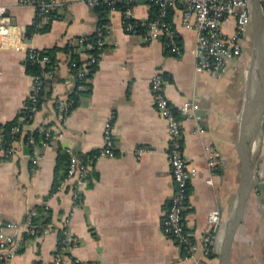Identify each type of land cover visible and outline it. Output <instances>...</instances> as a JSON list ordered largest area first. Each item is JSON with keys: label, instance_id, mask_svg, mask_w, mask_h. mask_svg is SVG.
<instances>
[{"label": "crops", "instance_id": "1", "mask_svg": "<svg viewBox=\"0 0 264 264\" xmlns=\"http://www.w3.org/2000/svg\"><path fill=\"white\" fill-rule=\"evenodd\" d=\"M61 1L48 29L27 35V28L36 22L34 7L26 0H0L11 23L12 40L0 47V122L17 118L27 100L32 82L25 70L28 51L56 47L44 101L22 137L42 128L60 133L48 143L29 145L31 150L21 137L14 157H0V225L20 224L29 210L44 204L50 209L45 227L51 228L35 237L23 233L18 253L0 264H50L65 216L70 217L69 230L78 240L69 251L73 260L68 264H189L161 226L174 186L166 153L167 124L155 109L149 89L156 70L164 75L165 93L175 108L186 100L200 105L199 118L181 120L183 152L197 170L189 183L184 221L200 244L209 211L219 210L216 242L205 260V264H219L217 252L241 170L238 142L247 85L243 67L248 70L250 65V38L245 34L242 39L243 66L211 77L196 69V33L181 25V3L170 8L181 50L177 54L165 47L163 36L144 40L146 27L143 32L125 31L121 9L109 10L106 24L100 26L105 34L104 54L91 78L85 79L90 93L80 94L77 105L62 119L55 102L68 99L78 84L76 72L68 65L66 46L92 36L100 18L83 0ZM131 12L133 18L149 21L150 1L137 0ZM232 27L233 19L223 23L225 32ZM76 56L87 60L85 55ZM84 63L81 69L86 68ZM108 120L113 128V156L97 154ZM257 139L255 180L231 244L230 264H264V105ZM59 146L70 147L79 158L90 161L89 180L76 204L70 186L52 191ZM208 148L217 154L212 170ZM35 154L40 156L37 165L31 161Z\"/></svg>", "mask_w": 264, "mask_h": 264}, {"label": "built area", "instance_id": "2", "mask_svg": "<svg viewBox=\"0 0 264 264\" xmlns=\"http://www.w3.org/2000/svg\"><path fill=\"white\" fill-rule=\"evenodd\" d=\"M35 10L36 22L35 29L42 27L55 18V10L62 5L61 0H26ZM87 5L94 7L105 4L110 11H116L117 4H122V24L127 32H136L137 26H145L146 31L143 35L144 40L156 39L163 36L165 47L171 53H180V44L177 40V33L172 22L167 19L168 10L176 3L183 5L181 14V25L195 31L196 44L194 54L196 57V69L205 71L211 77H220L227 71H237L243 66V44L242 39L248 28L251 26L250 1L249 0H149L157 7V12L152 20H137L132 17V5L137 0H83ZM264 14V0H260ZM228 19H233V27L230 33L223 30V23ZM97 52L89 54L83 49L93 47L91 43L83 45V39L72 45V49L67 53L69 67L76 65L72 59V54L85 55L87 64L97 63L104 54L105 34L102 27L96 29ZM11 35V23L6 16V7L0 5V47L8 46ZM78 44L80 46H78ZM26 60L38 62L42 67L48 61V57L41 55L40 50L30 49L27 53ZM247 72V68L243 67ZM86 68L79 69L75 74L78 79L76 86L77 91L84 89ZM52 71L42 70L37 75H32L30 91L25 101L22 111L27 112L20 114L19 123H16L11 129L12 135L18 137L5 138L2 124L0 122V157L5 159L12 158L17 152V144L21 140L25 127L33 119L35 112L38 110L37 103L39 96L44 88V79L51 76ZM166 79L161 71L156 70L149 80V89L152 96V102L157 112L165 119L168 132L167 159L171 171L172 182L174 186L171 195L169 208L161 221L163 232L171 237L178 246L183 250V259L188 260L189 264H205V260L212 252L216 242L217 229L220 224V212L213 209L208 213V223L202 237L201 243H197L193 238L192 232L184 221V211L187 206V188L191 178L197 174V170L191 167L185 158L183 145L181 142V120L184 118H199L197 114L200 108L199 103L194 100L184 101L178 108L171 103L165 93ZM56 108L59 110L60 117L64 119L65 115L73 104L72 99H57ZM40 132L44 133V139L41 143L57 138L60 133L58 130L51 128H42ZM103 144L97 154L113 156V128L111 123L106 121L104 125ZM28 145H35L36 141L33 133L26 136ZM68 159L65 167V175L57 185V190L64 186H70V195L76 204L82 198V191L89 180L90 161L82 160L70 148H65ZM209 159L208 167L210 170L214 167V158L217 155L214 150L208 148ZM143 151L142 147L137 149L138 153ZM40 156L35 154L31 156L33 164H39ZM210 181V180H208ZM37 214V209L29 210L20 224L13 221H6L0 225V262L12 259L18 253L23 243V233L29 236H37L50 227H44L37 230L33 219ZM70 217L65 216L61 220L59 239L57 247L53 254L50 264H68L73 259L69 254L72 247L78 244L77 238L69 230ZM12 229L14 233L6 230ZM61 236V237H60ZM201 248V249H199ZM76 261V260H75Z\"/></svg>", "mask_w": 264, "mask_h": 264}, {"label": "water", "instance_id": "3", "mask_svg": "<svg viewBox=\"0 0 264 264\" xmlns=\"http://www.w3.org/2000/svg\"><path fill=\"white\" fill-rule=\"evenodd\" d=\"M147 1V0H141ZM250 1L252 52L241 111L238 152L241 162L238 189L217 252L219 264H230V248L242 223L247 199L255 180V162L264 105V14L260 0Z\"/></svg>", "mask_w": 264, "mask_h": 264}, {"label": "trees", "instance_id": "4", "mask_svg": "<svg viewBox=\"0 0 264 264\" xmlns=\"http://www.w3.org/2000/svg\"><path fill=\"white\" fill-rule=\"evenodd\" d=\"M135 2H133V4ZM116 6L118 8H120V9H123L122 4H117ZM93 8L97 12H99L100 20L98 22V26H104L106 24L105 15L109 11V7L107 5H105V4H100V5L94 6ZM156 12H157L156 5L153 4L152 2H150V16H149L148 19L152 20L155 17ZM171 15H172V10L169 9L168 10L167 19L170 20L171 17H172ZM48 27H49V24H45L42 27L35 29L34 25H32V26H29L27 28L26 33H27V35H30L33 32H44V31H46L48 29ZM144 30H145V26H141V25L137 26V31L138 32H143ZM96 40H97L96 33H94L90 37L84 38L83 42H82L83 45L91 43L92 46H93L91 48L85 49L84 52L89 53V54H95L97 52ZM177 40H179L178 36H177ZM78 46H80V45L78 44ZM72 48H73L72 46L67 45L65 50L69 51ZM56 50H57L56 47L40 50V54L41 55H44V56L48 57V61L45 63V65L43 67L38 62H33L31 60H26L25 61V70H26V72L31 74V75H37L42 70H44V71H50L51 70L52 71L54 66H55V63H56V58H55V51ZM71 56H72V59L76 63V65L72 68V72H77L79 69L82 68V64L85 62V60L80 59V57H77L76 54H72ZM86 68H87V71L85 72V76L84 77L89 79V78H91L93 72L97 68V65H96V63L87 64ZM47 81H48V79H44L43 80L44 88L41 91L40 96H39V102L37 103L38 109L40 108L42 102L44 101L43 95L45 93V84L47 83ZM76 81H77V79H76ZM77 83L78 82H76V84ZM85 86H86L85 90L76 91V89H74L71 92V94L69 95V98L73 100V104L70 106V109H72L73 107H75L77 105L80 94L87 95V94L90 93V87L91 86H90L89 81L85 82ZM24 112L26 113L27 111L24 109L23 111L20 112V114H23ZM19 115H18V117H19ZM18 117L13 119V120H11V121H8V122H5V123H1L2 124V130H3L5 138L10 139V137H12V136L18 137L17 135H12L10 133V129L16 123H19ZM26 136L22 137V140H24L25 142H26ZM33 137H34L36 142L42 141V139H44V133L43 132H39V131H35V132H33ZM26 145L29 148V150H31V148H30L31 146H29L27 143H26ZM67 159H68V154H67L65 148H62V147L59 146L58 150H57V158H56V165H55V177H54V181H53L52 191L56 190L57 185L59 184L60 180L65 175V167H66ZM189 191H190V184L188 185L187 193H189ZM35 208L37 209V214H36V216L33 219V223L36 226L37 230H41L46 225H48V223H50V209H49V207H47L44 204L37 205ZM26 236H29V235H26Z\"/></svg>", "mask_w": 264, "mask_h": 264}, {"label": "rangeland", "instance_id": "5", "mask_svg": "<svg viewBox=\"0 0 264 264\" xmlns=\"http://www.w3.org/2000/svg\"><path fill=\"white\" fill-rule=\"evenodd\" d=\"M245 34L248 35V37L250 38L249 45H248L249 48H248L247 54H248L249 57H251L252 43H253L252 32H251V30L250 31L248 30Z\"/></svg>", "mask_w": 264, "mask_h": 264}]
</instances>
